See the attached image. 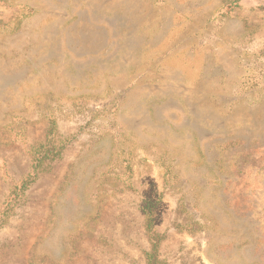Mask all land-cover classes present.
<instances>
[{"label":"rangeland","instance_id":"1","mask_svg":"<svg viewBox=\"0 0 264 264\" xmlns=\"http://www.w3.org/2000/svg\"><path fill=\"white\" fill-rule=\"evenodd\" d=\"M0 264H264V0H0Z\"/></svg>","mask_w":264,"mask_h":264}]
</instances>
